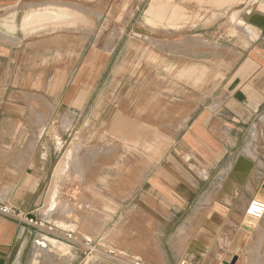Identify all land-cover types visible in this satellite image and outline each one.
<instances>
[{
	"label": "rangeland",
	"instance_id": "obj_1",
	"mask_svg": "<svg viewBox=\"0 0 264 264\" xmlns=\"http://www.w3.org/2000/svg\"><path fill=\"white\" fill-rule=\"evenodd\" d=\"M153 1L15 7L20 36H0V111L7 107L0 126L13 132L1 136L22 142L26 132L17 129H30L32 157L53 163L54 180L44 185L45 219L54 234L88 244L89 258L81 264H160L177 232L173 223L189 226L184 236L193 240L202 223L225 210L212 193L173 215L161 197L172 192L166 186L152 191L149 178L182 153V132L192 117L225 100L242 54L264 47V0H163L168 9H181L175 21L152 9ZM46 10L65 15L23 26L31 12ZM252 121L244 153L258 159L264 155V109ZM40 136L45 145L35 156ZM72 146L78 147L75 163L67 156ZM18 154L10 152L21 160ZM236 201L227 218L241 242L218 247L219 255L232 251L257 264L251 260L263 248V232L255 228L262 219L247 216L244 197Z\"/></svg>",
	"mask_w": 264,
	"mask_h": 264
},
{
	"label": "crops",
	"instance_id": "obj_2",
	"mask_svg": "<svg viewBox=\"0 0 264 264\" xmlns=\"http://www.w3.org/2000/svg\"><path fill=\"white\" fill-rule=\"evenodd\" d=\"M52 1L56 3V0H0V36L6 39L20 36L14 30L17 23L12 17L15 7L24 9L28 5L53 3ZM166 5L163 0H154L152 9L166 12L170 20H178L181 9L178 6L168 9ZM35 14H38V21L31 25L29 17ZM64 15L63 12L47 10L31 12L24 19L23 26L34 27ZM16 26L19 27V24ZM252 33L259 36L264 33V29L262 33ZM191 40L206 43L200 36H194ZM225 91V100L221 101L216 110L205 108L189 121L181 136L182 153L178 152L168 158L164 168H157L149 178L152 191L159 193L158 187L166 186L172 192L170 197L164 194L161 197L170 205L173 215L181 210L191 209L188 203L192 200H206L212 193H215L216 206L225 210L217 209L202 223L193 240H187L184 236L189 226H175L173 223L172 230L178 227L177 232L171 235L169 247H165L160 264H179L182 259H188L192 264L247 262L232 251L219 255L218 247L240 245L238 228L234 226L235 222H229L227 218L228 214L230 216L229 209L236 204V200L244 197L246 201L241 203L246 205L257 195L264 197V155L256 159L244 153V147L251 144L250 140L245 143L247 137L256 127L252 120L255 119L256 112L264 109V47H253L242 54V60L233 68ZM6 111L7 107H4L0 116H5ZM64 117L68 119L69 116L65 114ZM11 132L8 127L0 126V203L12 204L32 216L46 220L44 208L49 201L44 185L54 180L53 163L42 161V157H32L30 129H17L18 133L26 132V139L22 142L1 136ZM254 133L256 132L253 131L252 138ZM35 145V156H38L45 145L42 136ZM73 149L74 146L67 152L70 163H75L76 160L77 152L73 156L70 154ZM14 150L18 151L17 156H21V160L10 156V152ZM255 228L264 235V216L262 224ZM40 232L10 217H1L0 264H81L89 258L88 244H80L58 236L59 234ZM262 241L263 248L259 256L254 255L251 260L257 264H264V237ZM84 246L86 250L82 249Z\"/></svg>",
	"mask_w": 264,
	"mask_h": 264
},
{
	"label": "built area",
	"instance_id": "obj_3",
	"mask_svg": "<svg viewBox=\"0 0 264 264\" xmlns=\"http://www.w3.org/2000/svg\"><path fill=\"white\" fill-rule=\"evenodd\" d=\"M0 214L15 219L18 222L28 224L40 231L53 233V228L49 226V223L46 220L32 216L12 204L0 203ZM246 214L253 219H262L264 216V198L254 197L253 199H251L248 204ZM66 236L68 237V239L72 238L70 234H67ZM135 264L142 263L136 262ZM179 264L192 263L188 259H182L180 260Z\"/></svg>",
	"mask_w": 264,
	"mask_h": 264
},
{
	"label": "bare ground",
	"instance_id": "obj_4",
	"mask_svg": "<svg viewBox=\"0 0 264 264\" xmlns=\"http://www.w3.org/2000/svg\"><path fill=\"white\" fill-rule=\"evenodd\" d=\"M29 24L33 25L35 22L38 21V14L32 15L31 17H29ZM77 149V146H74V149L71 150L70 154L73 156L77 151H75ZM72 158V157H71ZM56 203V202H55ZM61 226V225H60Z\"/></svg>",
	"mask_w": 264,
	"mask_h": 264
},
{
	"label": "water",
	"instance_id": "obj_5",
	"mask_svg": "<svg viewBox=\"0 0 264 264\" xmlns=\"http://www.w3.org/2000/svg\"><path fill=\"white\" fill-rule=\"evenodd\" d=\"M263 187H264V183H263Z\"/></svg>",
	"mask_w": 264,
	"mask_h": 264
}]
</instances>
